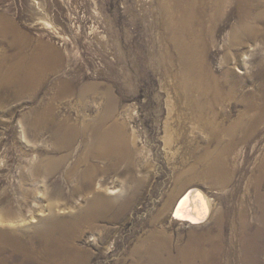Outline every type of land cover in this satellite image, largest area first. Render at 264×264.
<instances>
[{
    "label": "rangeland",
    "instance_id": "1",
    "mask_svg": "<svg viewBox=\"0 0 264 264\" xmlns=\"http://www.w3.org/2000/svg\"><path fill=\"white\" fill-rule=\"evenodd\" d=\"M158 2L0 0V244L4 246L0 264H62L57 252L53 259L46 258L52 252L46 251L45 239L62 241L67 231L75 238L67 239L66 246L81 251L78 264H136L142 258L136 250L150 235L161 233L171 239L172 254L177 255L191 237L207 231L215 235L220 222L225 248L212 252L208 236H202L204 247L195 264H245L241 256L247 255V247L242 242L236 249L227 245L235 234L229 222H237L241 210L248 213L252 231L261 234L253 252L259 256L257 264H264V220L259 219L263 211L254 203L256 190L248 188L264 161V128L225 151L222 157L236 172L226 182L220 175L214 184L209 178L190 183L191 174L181 175L199 155L208 149L219 151L229 140L225 136L217 141L204 125L188 120V140L196 143L198 152L188 153L187 147L193 145L183 139L168 143L173 136L166 124L173 121L170 109L175 103L161 65L164 46L158 41L163 31ZM254 46L248 41L238 58L232 52L228 65L236 76L253 71L244 61H252ZM224 50L223 42L211 49L215 69L225 62ZM32 83L36 85L30 88ZM222 108L219 105L216 111ZM243 108L236 101L226 106L232 119ZM108 112L112 116L98 120ZM40 116L47 119L38 122ZM37 122L45 125L39 128ZM63 125L69 128L64 131ZM75 125L77 132L70 129ZM101 127L117 138L120 163L113 169L111 159H92L109 171L99 174L95 188L74 194L78 177L90 165L84 157L94 140L92 133ZM60 128L65 135L61 139ZM195 130L197 141L192 138ZM69 136L72 140L67 144ZM130 157L132 171L127 167ZM48 161L51 174L44 173ZM192 188L208 201L207 218L199 225L173 215L179 198ZM262 188L263 194L264 184ZM97 193L108 205L109 215L87 221L84 210ZM51 197L59 201L54 208ZM52 230L64 233L53 235ZM12 240L22 249H15ZM26 242L31 243L27 252Z\"/></svg>",
    "mask_w": 264,
    "mask_h": 264
},
{
    "label": "bare ground",
    "instance_id": "2",
    "mask_svg": "<svg viewBox=\"0 0 264 264\" xmlns=\"http://www.w3.org/2000/svg\"><path fill=\"white\" fill-rule=\"evenodd\" d=\"M158 4L161 14L159 23L163 29L158 41L164 46L161 51V65L166 76V88L172 94L175 103L172 109L169 108L173 121H168L166 124L167 132L173 136V139L170 136L168 143L170 144L173 140L183 139L184 144L193 145L187 147L188 153L196 154L198 152L196 143L188 140V134L185 129V123L188 120L194 124L204 125L208 131H211L212 136L217 141H222L225 136H228V145L219 151L206 150L196 158V161L190 167H187L181 173V175L191 174V181L188 180L190 183L209 178L210 184H214L220 175L223 176V182H226L234 175L235 167L229 168L230 165L227 164L225 156L222 157L225 151H228L229 148H232L240 141H245L252 136L258 135L264 128V0H159ZM220 34L223 36L222 40L219 39ZM248 41L255 43L252 49L253 58L251 57L252 61L245 60L244 63L248 67H252L253 71L250 74L245 73L244 76H236L233 67L228 65L229 59L233 56L232 52L235 53L236 58L242 55L241 48ZM222 42L225 45V62L219 63L220 67L215 69V61H213L214 59L211 56V49ZM249 63L252 66H249ZM158 66L161 69L160 64ZM43 70H45V66L44 69L39 71L41 76L45 73ZM247 79L253 84L252 88H248ZM35 85V83H32L30 88L35 87ZM233 101L244 105L243 110L240 111L235 119L231 118L230 110L226 109V106H229ZM219 105L223 106L220 113L216 111ZM47 112L46 114L49 115ZM107 114V116H101L98 120L103 121L106 117L112 116L111 112ZM46 119L47 116H40L37 121L41 122ZM38 122L36 126H39V128L45 125H40L41 123L39 124ZM227 122H231L230 125L227 126ZM63 126L62 129L64 131L69 128V126ZM62 129L57 130L60 139L64 135ZM70 129L75 132L76 125L70 126ZM239 131H242L241 134H239ZM238 134L240 138H237ZM92 135L94 140L91 145L89 144V150L84 157L90 165L78 177L79 183L75 186L74 194L95 188L99 174L103 171L106 173L109 171L108 168L102 169V166L101 168L99 165L92 163V159H99L100 157L111 159L112 164H110L113 169H116L120 163L121 156H119L118 152L117 138L111 137V133H108L104 127H101L98 131H93ZM198 137L196 130L193 131L192 138H196L197 141ZM63 140L61 141L63 142ZM71 140L70 137V142L67 140L65 142L70 144ZM57 141L59 140L57 139ZM65 142L63 143L65 144ZM67 144L66 146H68ZM127 160L129 170H134L133 158L130 157ZM47 164V169L44 173L49 172L47 174H51L50 171L53 170V166L51 167L52 162L48 161ZM68 174L71 175L70 173ZM139 182L143 183L144 180ZM263 184L264 161L259 164L257 173L250 179L248 186L249 189L253 188L256 190L257 201L254 203L263 211L262 219L259 218L261 222L264 220ZM112 192L116 193L118 189H114ZM68 196L72 195L69 194ZM101 196V194L97 193L84 210L82 217L87 221L98 220L109 215V207L102 199L103 196ZM51 198V205L54 208L59 201H53L54 198ZM130 202H132V199ZM173 215L178 220L187 221L192 225H199L207 218L208 201L198 189H189L177 201ZM116 216H118V211L114 213L113 217ZM248 217V213L241 210L238 221L232 220V222H229L230 228L235 234L230 237L227 245L229 244L231 248L236 249L237 245L242 242L243 246L247 247V251L245 250L247 253H244L247 255L241 256L243 263L257 264V257L259 256L256 254L257 251L253 252V247H256L258 240L261 241L259 239L261 234L252 231L251 222H249V219L247 220ZM223 228L222 222H220L218 232L215 235L211 231H207V233L202 235L208 236L207 245L209 246L210 244L212 252L221 251L225 248L226 238ZM52 231H55L53 235L64 233L57 230ZM8 235L10 234L8 233ZM63 236H65V239L62 241L52 237L45 239L46 251L52 252L46 258L53 259V252H57L56 257L59 263L78 264L82 258L81 251L66 246V244H69L67 239L72 242L75 236L73 234L70 236L68 231ZM202 236L198 238H195L196 235L193 238L191 237L189 244L179 251V255H175L172 254L173 245L171 244V239L164 238L161 233H154V235H150L145 240L143 245L137 248L136 253L141 255L142 258L136 264H195L196 258L201 254L199 251L204 247ZM9 243L11 245L14 244L15 249L18 251L22 249L20 242L16 241L14 243L12 240ZM0 245V247L3 246L2 243ZM30 245L31 243L26 242L23 250L27 252Z\"/></svg>",
    "mask_w": 264,
    "mask_h": 264
}]
</instances>
